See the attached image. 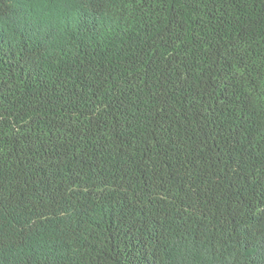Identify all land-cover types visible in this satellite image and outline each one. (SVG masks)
I'll use <instances>...</instances> for the list:
<instances>
[{
  "label": "trees",
  "instance_id": "16d2710c",
  "mask_svg": "<svg viewBox=\"0 0 264 264\" xmlns=\"http://www.w3.org/2000/svg\"><path fill=\"white\" fill-rule=\"evenodd\" d=\"M0 264H264V0H0Z\"/></svg>",
  "mask_w": 264,
  "mask_h": 264
},
{
  "label": "snow or ice",
  "instance_id": "6c2138e0",
  "mask_svg": "<svg viewBox=\"0 0 264 264\" xmlns=\"http://www.w3.org/2000/svg\"><path fill=\"white\" fill-rule=\"evenodd\" d=\"M61 3L66 2V0H60Z\"/></svg>",
  "mask_w": 264,
  "mask_h": 264
}]
</instances>
